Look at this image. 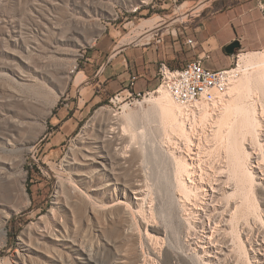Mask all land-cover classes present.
<instances>
[{
  "label": "rangeland",
  "instance_id": "1",
  "mask_svg": "<svg viewBox=\"0 0 264 264\" xmlns=\"http://www.w3.org/2000/svg\"><path fill=\"white\" fill-rule=\"evenodd\" d=\"M203 1L201 15L193 19L212 21L241 0ZM181 3L182 0H0V211L6 216L4 234H0V260L16 254L19 237L25 231L27 240L47 252L44 247L53 244L40 233L45 227L56 232L60 224L92 253L97 264H115L118 252L129 256L134 250L140 253L138 264H165V249L176 254L174 264H185L183 259L188 264H264V250L261 254L255 251L264 245V148L260 151L259 141L247 140L240 149L253 153L248 159L244 156L245 161L242 159V164L248 166L236 163L230 144V131L238 119L233 120L234 111L227 112L230 119L224 123H229L223 125L218 122L222 121L219 114L226 107L220 110L221 105L204 104L186 110L185 117L176 112L179 122L180 118L185 120L190 129L186 128L189 140L172 127L173 120L163 113L160 81L151 90L145 88L150 93L128 96L122 90L103 104L88 105L94 90L85 88L89 78L82 69L98 39H108L110 53L114 48V53L125 47L156 48L153 42L146 44L149 32H144L147 25L142 24L143 20H153L151 27L160 21L170 26L180 24L182 19L191 18L186 12L195 5L187 1L178 9ZM136 7L139 9L134 12ZM246 23L243 21L244 26ZM258 28L264 31V18ZM236 39L241 41V48L231 55L222 48L221 55L213 58L219 62L214 67L223 66V59L226 67L233 65L238 55L248 51L260 53H254L258 59L253 62L261 57L264 60V45L253 47L251 34L243 41ZM239 63L238 79H251V88L244 92L242 102L248 108L257 105L261 113L264 91L261 84L257 87V80L262 75L258 73L260 78L256 79L261 66H255L259 67L255 70L241 58ZM251 76H255L254 80ZM99 110L104 111L102 115H97ZM126 114L133 115L129 122ZM109 121L124 124L127 132L121 130V141H111L117 132L108 130V142L102 145L100 130L109 127ZM104 148L112 160V173L96 171L94 164L83 159L88 150ZM184 161L189 163L188 171L182 169ZM34 167L40 171L33 181L35 204L27 190L28 169ZM242 170H251L253 176L248 173L249 177H255L248 179L246 173L241 176ZM181 182L189 189H181ZM238 182L245 184L244 188ZM57 190H61L60 195ZM57 196L62 206L56 204ZM116 198L123 203L114 205L110 213L103 212L100 206ZM84 199L96 209L88 208L81 202ZM74 200L80 204L79 209L70 211L65 202ZM11 224L19 229L14 237L9 235ZM57 250L56 259L33 254L34 264H95L73 248L59 246Z\"/></svg>",
  "mask_w": 264,
  "mask_h": 264
},
{
  "label": "bare ground",
  "instance_id": "2",
  "mask_svg": "<svg viewBox=\"0 0 264 264\" xmlns=\"http://www.w3.org/2000/svg\"><path fill=\"white\" fill-rule=\"evenodd\" d=\"M86 11V10H85ZM152 21L153 20H151L150 18H148V19H144L143 20V22H142V24H144V25H149V24H151L152 23ZM156 23V22H155ZM154 23V24H155ZM141 24V23H140ZM141 24V25H142ZM153 25V24H152ZM149 27H151L150 25H149ZM119 48V46H116V49H118ZM259 54L260 55V53L259 52H253V51H251V52H247V53H243V55L242 56H240V58H241V60L243 61V63L244 62H246V64H247V66L248 65H254V67L255 66H261L260 68V70H259V72H257V74H256V79L260 76V75H262L261 76V78L259 79V80H257V87H260V85L258 86V84H261L262 86L260 87V89H261V91H264V85L262 84L263 82H264V60H261L262 59V57L260 58V61H258V62H255L256 61V59H258L257 57H256V55L255 54ZM255 59V61L253 62V60ZM246 64H244V65H246ZM241 65V64H240ZM250 66H248V67H250ZM241 67V66H240ZM246 67V66H245ZM247 67V68H248ZM252 67V66H251ZM256 68H258L259 69V67H255V70H256ZM260 71H261V73H260ZM249 73H251L252 74V72H250L249 71ZM258 73L260 74L258 77H257V75H258ZM246 75V74H245ZM250 75V74H249ZM243 76V75H242ZM250 77V76H249ZM253 76H251V78H252ZM242 78V77H241ZM248 78V77H247ZM247 78H242V79H238V80H236L233 84H232V86L230 87V89H229V94H230V98H227L226 100H225V98L220 102V104H214V105H221L220 107H219V109L222 107V109H224L225 107H226V109H224V111H225V113H224V111H222L223 113L222 114H219V120H222V121H218L219 123L221 122L222 123V125L223 124H227V123H229V121L227 122V123H224V122H226L227 120H229L230 118H228L227 119V116H229V113L231 112H233L234 114H235V117H234V119L233 120H235V118L237 119L236 121H234V124H236L235 125V128H234V130L233 131H230V132H232L231 134H232V138H230L231 139V141H230V144H231V148H233V151H232V153H235V156H234V159H237V161H236V163L238 164V162H239V164L241 163V166H245V162H243V164H242V159H244L243 161H245V157L244 156H246L247 157V159H248V157H250L251 156V154H253V153H251V152H249V150L248 151H246V150H244L243 152L241 151V149H240V147L242 146V144H244L247 140H250L251 142L253 141V142H258V145L261 147V150L260 151H263L262 149L264 148V137H262L261 138V136L263 135L264 136V132H263V134L261 135V130L263 129L262 128V119L260 118V117H264V115H263V113L262 112H264V108L261 110L262 112V115H261V113H260V110L258 111V108H257V105H254V104H252V105H250L251 107L250 108H248L246 105H244L245 103H243L242 102V98H243V94H245L244 92L246 91V89H250L251 88V84H250V80L249 79H247ZM254 78H255V76L253 77V80H254ZM255 79V80H256ZM80 81V80H79ZM253 82H256V81H253ZM253 85V84H252ZM254 88V87H253ZM258 89V88H257ZM254 90V89H253ZM249 91V90H248ZM259 91V90H258ZM159 92L161 93L162 92V95H161V97H160V99H161V102L160 101H158V102H160V104L162 105V107H163V113L164 112H166V116H169V117H167V118H171V120H173V121H171L172 122V127H175V128H177L176 130H179L180 132H181V134H183V135H185L187 138H188V134H187V132H188V130L186 129V128H188V127H186L185 126V123H186V121L185 120H182L181 118H180V122H179V118H178V115H177V113L179 114H181L180 115V117L181 116H187L186 114V109H184V108H182L181 106H178L174 101H173V99L171 98V96L169 95V93L166 91V89H165V87L164 86H162V87H160V89H159ZM252 92V91H251ZM254 92H255V90H254ZM236 94V95H235ZM259 94V93H258ZM262 94V93H261ZM263 94H264V92H263ZM232 95V96H231ZM235 95V98L234 99H232L233 98V96ZM249 95V94H248ZM248 95H245L246 96V99H247V96ZM244 96V97H245ZM153 98V97H152ZM152 98H150V99H152ZM149 99V98H148ZM158 99H159V97H158ZM159 99V100H160ZM241 99V100H240ZM264 99V98H263ZM155 100V99H154ZM260 101H262V100H260ZM246 102V101H245ZM248 104V103H247ZM126 105V104H125ZM260 105V104H259ZM217 107V106H216ZM224 107V108H223ZM263 107H264V105H263ZM204 108V107H203ZM200 109V108H199ZM260 109V108H259ZM221 110V109H220ZM219 110V111H220ZM217 111V110H216ZM104 111H98L97 112V115H102V113H103ZM177 112V113H176ZM227 112H229V113H227ZM186 113V114H185ZM168 114V115H167ZM200 114H201V112H200ZM164 115V116H165ZM177 115V116H176ZM195 115H197L196 113H195ZM226 115V118L224 117ZM237 115V116H236ZM131 116H133L132 114H126V116H125V120L126 121H130V120H132V117ZM184 117H183V119H184ZM262 117V118H263ZM224 118H225V120H224ZM187 119V118H186ZM195 119V118H194ZM197 119V118H196ZM264 120V119H263ZM184 121H185V123H184ZM192 121V120H191ZM196 121V120H195ZM231 122H233V121H231ZM236 122V123H235ZM109 123H111V125H109V127L108 126H106V128H104V129H101L100 130V134H99V138H100V141H101V143H102V145H103V143H105V142H108V136H107V132H108V130H112V131H114V132H117V133H115L116 135H114V137L115 138H112L111 139V141H115V140H120V139H122V136L120 135V132H121V130H122V132L123 133H125V132H127V129H126V126H124V124L122 125V123H118V121H109ZM114 123H116L117 124V126H115L114 125ZM118 124H120V125H118ZM167 124H168V122H167ZM169 124H171V123H169ZM175 125V126H174ZM193 125V124H192ZM220 125V124H219ZM234 127V125H232V123H231V128H233ZM220 127V126H219ZM229 127V126H228ZM191 128V127H190ZM262 128V129H261ZM118 129V130H117ZM189 129V128H188ZM215 129V128H214ZM221 129H222V127H221ZM226 129V128H225ZM190 130V129H189ZM111 131V132H112ZM221 134V133H220ZM220 134H218V135H220ZM228 134V133H227ZM230 134V135H231ZM99 138H98V140H99ZM255 138H256V140L257 141H254L255 140ZM189 139V138H188ZM228 139V138H227ZM254 139V140H253ZM190 140V139H189ZM121 141V140H120ZM248 143V142H247ZM251 145V144H250ZM107 146V145H106ZM99 147V146H98ZM100 148V147H99ZM242 148V147H241ZM257 148H259V147H257ZM191 149V148H190ZM255 149V148H254ZM228 150H230L229 148H228ZM232 150V149H231ZM231 150H230V152H231ZM256 150V149H255ZM191 151V150H190ZM242 153H244V154H242ZM254 151V150H253ZM258 151V150H257ZM229 154V153H228ZM230 155V154H229ZM233 155V154H232ZM264 156V155H263ZM262 157V156H261ZM192 158V157H191ZM83 159L85 160V163H87V164H94L95 166H96V171H101V172H103V171H111V173H112V166H111V163H112V160H111V157H110V154H109V152L108 151H106L105 150V148L104 149H100V150H98V151H92V150H88V153H85L84 154V157H83ZM229 159H231V158H229ZM185 160H186V158H185ZM263 160V159H262ZM235 161V160H234ZM261 161V160H260ZM233 162V161H232ZM231 162V163H232ZM246 162H247V160H246ZM179 163H181V162H179ZM235 163V165H237ZM188 164L189 163H187V161L185 162H183L182 163V169H184L185 171H188ZM238 164V165H239ZM86 165V164H85ZM233 165V164H232ZM231 165V166H232ZM110 166V167H109ZM240 166V165H239ZM246 166H248V164L246 165ZM245 166V167H246ZM259 166V165H258ZM179 167V166H178ZM237 167V166H236ZM242 167V168H243ZM250 167H251V165H250ZM250 167H248L249 169H251ZM260 167V166H259ZM241 168V167H240ZM241 168V169H242ZM235 169V168H234ZM233 169V170H234ZM239 169V168H238ZM240 169V170H241ZM245 169V168H244ZM232 170V171H233ZM236 171V170H235ZM115 172V171H114ZM236 172H238V171H236ZM241 172H243V173H241L240 175L242 176L244 173H246V172H244L243 170L241 171ZM251 176H253V173H252V171L250 170V172H248ZM248 173H246V174H248ZM237 174V173H236ZM245 175L244 174V176H248V179L249 178H254L255 177V175H254V177H249L250 175ZM238 175V174H237ZM239 176V175H238ZM238 176H237V178H238ZM234 178V177H233ZM116 179V178H115ZM239 179V178H238ZM237 179V180H238ZM242 180L243 179H245V178H241ZM241 179L239 180V182H241ZM117 180V179H116ZM255 180V179H254ZM244 181V180H243ZM243 181L241 182V183H243ZM248 181L249 180H247V181H245V182H247L248 183ZM253 180H251V182H252ZM238 182V183H239ZM116 183H118V182H116ZM120 183V182H119ZM259 183V182H258ZM257 183V184H258ZM107 184V183H106ZM108 184H111L110 182H108ZM107 184V185H108ZM237 184V183H236ZM240 184V183H239ZM250 183H248V185H249ZM252 184H253V182H252ZM251 184V185H252ZM116 185V184H115ZM240 185H242V184H240ZM245 184H243L242 185V187L244 186ZM180 186H181V189L183 188L184 189V191L187 189H189L188 188V186H187V184L186 183H184V182H181L180 183ZM258 186H259V184H258ZM238 187V186H237ZM252 187V186H251ZM250 187V188H251ZM60 188V187H59ZM241 188V187H240ZM244 188V187H243ZM247 188V187H246ZM245 188V189H246ZM254 188V187H253ZM93 189H96L95 187L93 188ZM242 189V188H241ZM249 189V188H248ZM248 189H246V190H248ZM243 191H245L244 189H242ZM61 190H57V193L59 194V192H60ZM240 191V190H239ZM249 191V190H248ZM247 191V192H248ZM252 191H254V190H252L251 189V192ZM246 192V191H245ZM136 194H137V192H135ZM239 193V192H238ZM253 193V192H252ZM57 194V195H58ZM60 195V194H59ZM58 195V196H59ZM58 196H57V200H56V204H59L60 203V201L58 200ZM84 197V196H83ZM242 197V196H241ZM72 198V197H71ZM245 198V197H244ZM81 199V198H80ZM137 199H138V197H137ZM241 199V198H240ZM89 200V199H88ZM251 200H252V198H251ZM232 201V200H231ZM242 201H244V200H242ZM69 202V201H68ZM68 202H65V205L64 206H66L70 211H73L72 209H75V208H78L79 207V205L78 204H76V200H74V202H72V203H68ZM81 202L82 203H84L85 205H87L88 206V208H90L91 210H95L96 208H95V206H94V204L92 205V204H89L85 199L84 200H81ZM251 202V201H250ZM67 203V204H66ZM81 203V204H82ZM121 203H123V201H122V199L121 198H116V200H111L110 202H108L107 204H104V205H101L100 206V208L103 210V212H105V213H110V212H112V207L114 206V205H116V204H120L121 205ZM240 203V202H239ZM243 203V202H242ZM103 204V203H102ZM84 205V206H85ZM240 205H243V204H240ZM239 205V206H240ZM246 205V204H245ZM59 206H62V204H59ZM83 206V205H82ZM236 206V205H235ZM255 206V205H254ZM227 207V206H226ZM230 207V206H229ZM237 207V206H236ZM250 207H252V206H250ZM249 207V208H250ZM239 208V207H238ZM248 208V207H247ZM254 208V207H253ZM54 209V208H53ZM79 209V208H78ZM84 209V208H83ZM127 209V208H126ZM128 210V209H127ZM126 210V211H127ZM229 210H231V208H229ZM242 210H244V209H242ZM248 210V209H247ZM253 210V209H252ZM99 211V210H98ZM97 211V212H98ZM126 211H124L125 213H126ZM240 211H241V209H240ZM2 211H0V234L1 235H3L4 234V229H3V226H4V224L6 223L5 222V219H4V217H6V216H4L2 213H1ZM52 212V211H51ZM102 212V213H103ZM238 213H239V211H237ZM72 213V212H71ZM74 213V212H73ZM127 213H128V211H127ZM234 213V212H233ZM104 214V213H103ZM235 215H236V213H234ZM241 214V213H240ZM243 214V213H242ZM248 214V213H247ZM247 214H246V216H247ZM249 214H251V213H249ZM248 214V215H249ZM119 215V214H118ZM244 215V214H243ZM124 216V215H123ZM232 216V215H231ZM237 217H238V215H237ZM241 217H242V215H241ZM252 217V216H251ZM61 219V218H60ZM252 219V218H251ZM216 220H214V224H218V221L217 222H215ZM254 221V220H253ZM60 223V222H59ZM227 223V222H226ZM233 224V223H232ZM212 227V226H211ZM214 227V226H213ZM65 227L64 226H60V224H59V226H57L56 227V232H53V231H47L46 230V227H45V230L43 231V232H41L40 233V236L42 237V238H44V239H46L47 241H49V242H51L53 245L50 247L51 248V250H52V252L51 251H49L50 250V248H49V246L47 245V248L46 247H44L45 248V250L47 249V252L46 251H44V249H42V248H40L38 245L37 246H35L34 245V243H32L31 242V240H27L26 239V231H25V233H23L20 237H19V239H20V249H18L17 251H16V254L12 257V258H7V259H4V260H0V264H13V263H15V264H34V259H33V257H32V255L33 254H40L41 256H45V257H47V258H52V259H56V252H58V250H57V247H59V246H63V247H65V248H73L74 250H76V251H80L82 254L81 255H83L84 257H82V258H85L87 261H89V262H91V263H95V264H97V261H96V259H95V257L92 255V253H90V252H88L86 249H84V248H82V246L76 241V239H74L73 237H71V235H69L68 233H67V229L65 230L64 229ZM215 228H217L216 227V225H215ZM42 229V228H41ZM42 231V230H41ZM47 231V232H46ZM218 231V230H217ZM30 233V232H29ZM215 234V233H214ZM30 236V235H29ZM208 243V242H207ZM209 243H210V240H209ZM38 244V243H37ZM244 244V243H243ZM264 244V243H263ZM45 245V246H46ZM42 247V246H41ZM262 247H263V249H262ZM49 248V249H48ZM246 248V247H245ZM258 249H255V251L256 250H258V253L259 254H261L260 252L262 251V250H264V245L263 246H258L257 247ZM117 250V249H116ZM62 251V250H61ZM59 252V253H62V252ZM64 251V250H63ZM131 251V250H130ZM55 252V253H54ZM117 252V251H116ZM211 252V251H210ZM130 253V252H129ZM131 253H132V251H131ZM264 253V252H263ZM62 254H60V256H61ZM129 256H127L125 253H120V252H118V256H116L117 257V259L118 260H116V262H115V264H138L139 263V261H140V253H139V251H137V250H134L133 251V253L132 254H128ZM164 256H163V261H164V263L165 264H174L173 263V259L176 257V254L174 253V252H172V251H170V250H168V249H165V252H164V254H163ZM178 255V254H177ZM256 255V254H255ZM181 255H179V257H180ZM37 257V256H36ZM59 257V256H58ZM115 257V258H116ZM39 258V257H38ZM61 258V257H60ZM182 258V257H181ZM33 259V260H32ZM36 260H38V259H36ZM40 261V260H39ZM183 261H184V263L185 264H188L187 263V261H186V259H183ZM13 262V263H12ZM36 263V262H35ZM47 264V263H46ZM100 264V263H99Z\"/></svg>",
  "mask_w": 264,
  "mask_h": 264
},
{
  "label": "crops",
  "instance_id": "3",
  "mask_svg": "<svg viewBox=\"0 0 264 264\" xmlns=\"http://www.w3.org/2000/svg\"><path fill=\"white\" fill-rule=\"evenodd\" d=\"M260 4H264V0H241L238 4L231 6L225 14H219L212 21H206L203 18L189 20V29L186 34L194 36L198 43L196 49L186 46V37L181 35L176 41L172 36L167 37L165 45H160L156 47L157 49L154 46H148L145 49L125 47L116 53L114 48L110 53L108 39L101 36L90 50L87 66L82 69L84 76L89 78L85 88L94 90L91 100L87 99L90 100L87 101L88 105L94 106L103 98L124 90L128 87L133 75L137 77L133 87L135 92L149 91L145 88L151 90L155 83L156 85L159 83L160 63L166 62L167 58L173 57L178 51L183 50L188 53L187 61L194 60L199 54L204 55L207 51L211 55L207 63L214 66L215 63H219L213 61L214 56L221 55L222 48H225L233 39L240 38L243 41L249 33L254 37L253 42L251 41L253 47L264 45V31L258 28V23H261L264 18ZM245 20L246 26L243 24ZM195 21L198 23L193 25ZM241 33L245 36H241ZM227 57L232 58L230 55ZM223 60L221 67H226L227 61Z\"/></svg>",
  "mask_w": 264,
  "mask_h": 264
},
{
  "label": "built area",
  "instance_id": "4",
  "mask_svg": "<svg viewBox=\"0 0 264 264\" xmlns=\"http://www.w3.org/2000/svg\"><path fill=\"white\" fill-rule=\"evenodd\" d=\"M177 3L180 0H173ZM187 0H182V3L178 6L181 8ZM195 5L189 7L186 12V16H191L190 19L180 21V24H173L172 26L166 25L164 22H156L153 27H144V32L147 35L146 44L150 45L151 42L156 46L165 45V37L172 36L176 41L180 39L181 35H184L185 45L192 49L198 48V43L194 36L186 34L189 29V23L193 17H199L201 15L200 9L203 5V0H193ZM261 10L264 13V4H260ZM139 7L134 9L136 12ZM211 59V55L206 51L204 55H198L194 60L188 61L183 67L171 68L166 62H161L159 65L158 75L161 86H164L169 93L173 101L186 110H193L201 105L208 104L214 105L220 103L231 85L239 78L241 73L240 68V56L235 63L230 64L228 67H214L207 63ZM136 76L131 77V81L127 88L123 91L128 93V96L135 95L140 96L142 94L150 93L135 92L134 82ZM113 98V97H112ZM111 98V100H113Z\"/></svg>",
  "mask_w": 264,
  "mask_h": 264
},
{
  "label": "trees",
  "instance_id": "5",
  "mask_svg": "<svg viewBox=\"0 0 264 264\" xmlns=\"http://www.w3.org/2000/svg\"><path fill=\"white\" fill-rule=\"evenodd\" d=\"M169 37V36H166L165 39ZM187 56H188V53L186 51H178L176 54H174L173 57H169L166 59V63L171 67V68H179V67H183L188 61H187ZM115 94L113 95H110V97L114 96ZM109 97L107 98H103L98 104H103L105 102H107ZM29 173H28V182H27V190L28 192L30 193L31 195V198L33 200V204H35L36 202V199L34 197V193H33V185H34V180H35V176L38 174L40 175V171L37 169V167H34L32 169H28ZM37 173V174H35ZM11 222H14V220L12 219L10 221ZM12 226V229L9 230V235L10 237H14L17 233H18V230L16 228V225L14 224H11Z\"/></svg>",
  "mask_w": 264,
  "mask_h": 264
},
{
  "label": "water",
  "instance_id": "6",
  "mask_svg": "<svg viewBox=\"0 0 264 264\" xmlns=\"http://www.w3.org/2000/svg\"><path fill=\"white\" fill-rule=\"evenodd\" d=\"M242 44L241 41L239 39H235L233 41H231L230 43H228L224 50L227 54H234L237 48H241Z\"/></svg>",
  "mask_w": 264,
  "mask_h": 264
}]
</instances>
